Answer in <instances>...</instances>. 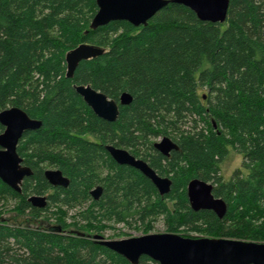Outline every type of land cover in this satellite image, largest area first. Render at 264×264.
I'll list each match as a JSON object with an SVG mask.
<instances>
[{
    "label": "trees",
    "instance_id": "obj_1",
    "mask_svg": "<svg viewBox=\"0 0 264 264\" xmlns=\"http://www.w3.org/2000/svg\"><path fill=\"white\" fill-rule=\"evenodd\" d=\"M97 10L96 0H0V111L16 106L41 121L17 146L33 171L21 192L0 179V205L13 201L12 211L24 217L9 223L8 208L1 207L0 264H131L79 236L76 231H89L78 221H67L70 210L86 203L78 217L95 221L97 232L99 218L134 221L148 233L162 217L170 232L264 241V0H230L223 23L169 2L146 26L116 20L93 30ZM81 43L107 50L81 61L68 78L66 53ZM74 84L117 102L128 92L132 101L107 121ZM164 136L179 146L168 156L154 147ZM106 144L171 178V191L161 196L138 169L118 164ZM228 146L242 155L243 167L225 179L220 167ZM47 168L68 176V187L51 186ZM193 178L211 182L225 200L222 218L191 208ZM97 185L103 193L94 200ZM33 194L48 195L47 205L33 206ZM139 264L159 263L144 256Z\"/></svg>",
    "mask_w": 264,
    "mask_h": 264
},
{
    "label": "water",
    "instance_id": "obj_2",
    "mask_svg": "<svg viewBox=\"0 0 264 264\" xmlns=\"http://www.w3.org/2000/svg\"><path fill=\"white\" fill-rule=\"evenodd\" d=\"M169 2L190 8L202 21L223 23L228 18L230 0H96L98 10L93 16L90 29L96 30L111 21H127L136 27L146 26L148 21ZM106 48L90 43H81L66 53V76L72 78L79 63L96 58ZM74 89L85 103L100 118L116 121L120 105L131 103L132 96L123 92L119 102L89 84H74ZM0 179L17 192H21L23 180L33 174L30 166L24 164L17 151L22 135L36 130L41 121L30 117L23 109L13 106L0 111ZM154 147L163 155L178 150V144L169 136L162 137ZM110 156L121 165L138 169L164 196L171 191L172 180L161 176L144 159L136 157L128 149L106 144ZM44 176L53 187H68L70 179L58 168H47ZM211 182L193 178L187 184V197L195 211L212 210L222 218L228 209L224 199L213 193ZM101 185L91 190L97 200L102 194ZM48 195L33 194L28 201L36 207L47 205ZM59 231L60 227H56ZM79 236L92 238L100 244L125 257L131 264H139L146 256L159 264H264V242L228 237H186L175 232H149L121 239H108L103 235L76 231Z\"/></svg>",
    "mask_w": 264,
    "mask_h": 264
},
{
    "label": "rangeland",
    "instance_id": "obj_3",
    "mask_svg": "<svg viewBox=\"0 0 264 264\" xmlns=\"http://www.w3.org/2000/svg\"><path fill=\"white\" fill-rule=\"evenodd\" d=\"M202 94L206 93V90L201 91ZM161 138L157 139L156 141H159ZM243 167V157L241 154L237 153L231 146H228V155L224 159V161L221 163V174L225 179L230 178V176L234 173L236 169L242 168ZM14 202H9L7 205L2 204L0 205L1 207H6L8 208V211L4 214L5 219L9 223L13 222H22L24 221V217L22 215H17L15 211H12ZM89 203L84 204L81 207H78L76 209H72L69 211L68 216H67V221L69 223L73 221H78L80 225H83V227L87 228L84 229L85 231H89L91 233L95 234H100L103 235L105 238L108 239H121V238H127L131 236H138L144 234V231L141 230L142 228L140 227L139 223H135L134 221L130 223L126 222H119L116 220L115 217L111 218H99L100 223L98 224V227L100 225L103 226L101 229V232H97L93 228V224L95 221L92 222H87L86 220L80 221V218L78 217L80 211H84L85 209L89 208ZM55 221L52 220L51 225H54ZM91 223L92 226H88V224ZM47 225V224H46ZM155 228L151 232H170L166 229V225L164 222V219L160 217L155 223ZM92 229H91V228ZM73 228V227H72ZM149 233V232H148ZM177 233L186 236V237H211L210 235H205L200 232H195V231H189V232H184V231H178ZM249 241H254V240H249ZM258 242H264V241H258Z\"/></svg>",
    "mask_w": 264,
    "mask_h": 264
},
{
    "label": "flooded vegetation",
    "instance_id": "obj_4",
    "mask_svg": "<svg viewBox=\"0 0 264 264\" xmlns=\"http://www.w3.org/2000/svg\"><path fill=\"white\" fill-rule=\"evenodd\" d=\"M173 151H174V150H173ZM171 152H172V151H171ZM169 155H170V154H169ZM97 186H98V185H97ZM101 186H102V185H101ZM95 187H96V186H95ZM95 187H94V188H95ZM102 188H103V186H102ZM102 193H103V191H102ZM90 195H91V191H90ZM101 195H102V194H101ZM91 197H92V199H94L92 195H91ZM100 197H101V196H100ZM100 197H99V198H100ZM99 198H98V199H99ZM98 199H97V200H98ZM94 200H95V199H94Z\"/></svg>",
    "mask_w": 264,
    "mask_h": 264
},
{
    "label": "bare ground",
    "instance_id": "obj_5",
    "mask_svg": "<svg viewBox=\"0 0 264 264\" xmlns=\"http://www.w3.org/2000/svg\"><path fill=\"white\" fill-rule=\"evenodd\" d=\"M67 71V70H66Z\"/></svg>",
    "mask_w": 264,
    "mask_h": 264
}]
</instances>
